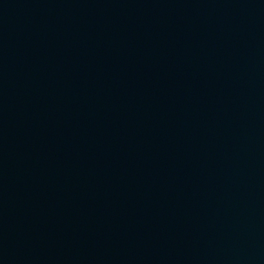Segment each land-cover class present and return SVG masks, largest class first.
Returning <instances> with one entry per match:
<instances>
[{
    "label": "water",
    "instance_id": "obj_1",
    "mask_svg": "<svg viewBox=\"0 0 264 264\" xmlns=\"http://www.w3.org/2000/svg\"><path fill=\"white\" fill-rule=\"evenodd\" d=\"M0 264H264V0H0Z\"/></svg>",
    "mask_w": 264,
    "mask_h": 264
}]
</instances>
